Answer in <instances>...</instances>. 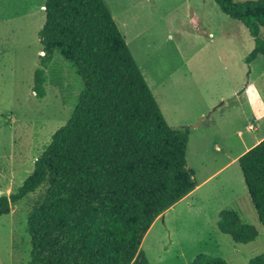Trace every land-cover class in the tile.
<instances>
[{
  "label": "rangeland",
  "instance_id": "rangeland-1",
  "mask_svg": "<svg viewBox=\"0 0 264 264\" xmlns=\"http://www.w3.org/2000/svg\"><path fill=\"white\" fill-rule=\"evenodd\" d=\"M45 1L0 0V195L16 191L33 172L36 158L67 123L84 87L76 67L57 51L46 68V95L39 98L33 90ZM105 1L148 82L158 83L154 94L167 121L189 128L187 166L197 181L222 168L197 191L203 209L181 202L161 214L141 250L151 264H190L200 253L228 264H249L264 252V226L239 162L225 165L264 136V111L257 116L264 107V55L247 62L255 40L216 0ZM172 106L180 111L175 121ZM255 119L258 130L249 131ZM44 192L39 188L0 217V264H28L27 220ZM225 208L256 227L254 241L238 243L219 230Z\"/></svg>",
  "mask_w": 264,
  "mask_h": 264
},
{
  "label": "trees",
  "instance_id": "trees-1",
  "mask_svg": "<svg viewBox=\"0 0 264 264\" xmlns=\"http://www.w3.org/2000/svg\"><path fill=\"white\" fill-rule=\"evenodd\" d=\"M264 55V0H216ZM33 90L46 95V68L59 51L83 80L67 123L36 158L16 191L0 195V217L45 187L29 214L28 264H151L141 245L158 217L198 184L187 166L190 130L167 121L105 0H46ZM250 73V71L248 72ZM264 226V139L238 159ZM238 243L259 232L233 209L217 223ZM190 264H228L200 253ZM249 264H264V252Z\"/></svg>",
  "mask_w": 264,
  "mask_h": 264
},
{
  "label": "crops",
  "instance_id": "crops-1",
  "mask_svg": "<svg viewBox=\"0 0 264 264\" xmlns=\"http://www.w3.org/2000/svg\"><path fill=\"white\" fill-rule=\"evenodd\" d=\"M143 72V71H142ZM144 74V73H143ZM145 77H146V75H145ZM147 78V77H146ZM147 81H148V78H147ZM148 84H149V86L152 88V91H153V93H154V91H155V88H153V85H154V87H157L158 86V83H156L155 82V80H153V84H151V82L149 81L148 82ZM249 85H250V83H249ZM249 87L250 86H246V89H249ZM234 91H235V93H237V94H239V90H237V88H235L234 87ZM156 94V93H155ZM154 94V95H155ZM156 96V95H155ZM156 99H157V97H156ZM158 101V100H157ZM181 100H180V102L179 101H175V105H176V107H179L180 105H181ZM171 104V102H169V104H166V107L167 106H169ZM160 105V104H159ZM179 105V106H178ZM212 103H210V105H209V107L208 108H210V107H212ZM160 107H161V105H160ZM173 107L174 106H172L171 108H170V111H171V113L173 114V118H174V121L176 120V116H178V114L180 113V111H178V110H175V109H173ZM209 110H211L212 111V109H209ZM163 112H164V110H162ZM263 111H264V107H263V109H261L260 110V112H258V114H257V116H259L260 114H262L263 113ZM164 114H165V112H164ZM257 116H254V117H257ZM166 117V116H165ZM260 117V116H259ZM258 118V117H257ZM170 124V123H169ZM171 125V124H170ZM174 127V126H173ZM175 128V127H174ZM183 128H185V127H183ZM247 129L249 130V131H254V130H258V123H257V120L255 119L253 122H251L248 126H247ZM242 132H239V134H241ZM262 139H264V136L263 137H261L259 140H257V141H255L251 146H249V147H247L242 153H240L238 156H236V157H234V158H232V160L231 161H229L225 166L227 167L228 165H230L232 162H234V161H238V159H239V157L243 154V153H245L247 150H249L251 147H253L254 145H256L257 143H259ZM225 166H223V167H225ZM222 169V168H221ZM220 169V170H221ZM220 170H218L216 173H218ZM215 173V174H216ZM215 174H213V175H210L208 178H206L204 181H202V182H198V184H197V186L191 191V192H189L187 195H185L183 198H181L178 202H176L174 205H172L170 208H168L165 212L168 214L170 211H172L177 205H179L181 202H186V206L187 207H189V208H195V209H203V207H204V204H203V202L202 201H199V196H198V194H197V191L199 190V189H201L206 183H208L210 180H212V178H213V176L215 175ZM5 194V193H4ZM2 195V194H1ZM228 202H225V204H223L224 206L225 205H229V203L227 204ZM235 208H237L238 206L236 205V206H234ZM226 209V208H225ZM223 210V209H222ZM221 210V211H222ZM237 210H239V208H237ZM179 211V210H178ZM220 211V212H221ZM240 211V210H239ZM164 212V213H165ZM8 215V214H7Z\"/></svg>",
  "mask_w": 264,
  "mask_h": 264
}]
</instances>
